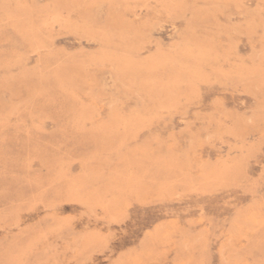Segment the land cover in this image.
Segmentation results:
<instances>
[{
	"label": "rangeland",
	"instance_id": "1",
	"mask_svg": "<svg viewBox=\"0 0 264 264\" xmlns=\"http://www.w3.org/2000/svg\"><path fill=\"white\" fill-rule=\"evenodd\" d=\"M0 264H264V0H0Z\"/></svg>",
	"mask_w": 264,
	"mask_h": 264
},
{
	"label": "bare ground",
	"instance_id": "2",
	"mask_svg": "<svg viewBox=\"0 0 264 264\" xmlns=\"http://www.w3.org/2000/svg\"><path fill=\"white\" fill-rule=\"evenodd\" d=\"M112 156V155H111Z\"/></svg>",
	"mask_w": 264,
	"mask_h": 264
}]
</instances>
